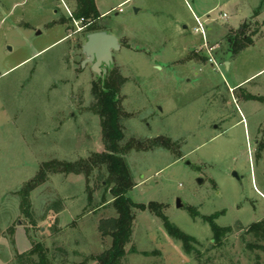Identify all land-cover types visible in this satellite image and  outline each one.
<instances>
[{"label":"rangeland","instance_id":"obj_1","mask_svg":"<svg viewBox=\"0 0 264 264\" xmlns=\"http://www.w3.org/2000/svg\"><path fill=\"white\" fill-rule=\"evenodd\" d=\"M94 2L97 26L121 43L100 74L83 62L87 32L74 31L65 9L74 14V0H0V264H29L18 254L36 243L54 264H97L90 257L110 247L98 231L117 215L105 166L44 168L34 181L46 162L106 151L100 80L117 88L120 149L132 137L168 146L123 154L128 196L158 203L198 241L196 259L160 217L135 209L122 264H264V241L247 232L264 218V0ZM202 216L231 228L221 244Z\"/></svg>","mask_w":264,"mask_h":264},{"label":"trees","instance_id":"obj_2","mask_svg":"<svg viewBox=\"0 0 264 264\" xmlns=\"http://www.w3.org/2000/svg\"><path fill=\"white\" fill-rule=\"evenodd\" d=\"M73 16L75 18L82 17L87 23L84 31L91 32L102 30L97 26V19L100 18V13L97 10L94 0H74ZM64 22V20L62 21ZM245 46L250 43L249 38H245ZM93 95L95 98V112L100 117V124L103 133V139L106 145V151L94 153L86 160L76 162L68 161H50L46 162L41 167V172L37 175L34 181H41L42 169H47L50 172H72L82 173L92 169V167L105 166L108 177L105 179L106 186L111 185L110 193L112 195V206L117 215L99 221L98 231L102 236L111 238L110 247L90 258L97 264H122L121 260L127 252V245L131 242V235L134 222V210H149L156 216L160 217L167 234L181 242L182 249L186 254L195 255L199 258V252L196 248L198 241L195 237L184 233L176 225L169 221L168 217L162 213L161 206L151 201L147 204L135 203L128 196L129 190L134 186L132 175L128 165L123 157V154L134 148L136 150L151 149L155 146H164L159 143L161 138L153 139H136L130 138L125 145L120 149L119 141L123 139V131L119 125V110L120 107L117 101V88L108 81L100 80L93 87ZM167 144L169 139H165ZM168 147V146H164ZM27 195H24V199ZM191 211L190 208H188ZM193 218L199 216L197 212H190ZM203 221L207 222L212 231V238L215 244H221L222 238L231 230L229 226H219L214 222V216H202ZM247 232L254 234L258 240L264 241V218L260 221L251 223ZM264 249V245H259ZM129 252H135V248L130 246ZM20 258H25L29 264H54L47 255L45 249L40 243H36L27 253L18 254ZM36 256V258H34Z\"/></svg>","mask_w":264,"mask_h":264},{"label":"water","instance_id":"obj_3","mask_svg":"<svg viewBox=\"0 0 264 264\" xmlns=\"http://www.w3.org/2000/svg\"><path fill=\"white\" fill-rule=\"evenodd\" d=\"M249 25V20L245 19L243 27ZM121 43L119 42L116 35L113 33L107 32L106 30H96L86 33L85 40L81 45V51L85 55L83 62H90L92 65V70L100 74L104 72V68L101 65H109L112 61L113 51L119 50ZM230 55L228 53L227 57ZM225 65L228 66V61L225 62ZM187 163H189L187 161ZM232 175L239 180L238 174L233 171ZM198 183H202V179H197ZM176 206L183 207L184 204L180 198L176 199Z\"/></svg>","mask_w":264,"mask_h":264},{"label":"built area","instance_id":"obj_4","mask_svg":"<svg viewBox=\"0 0 264 264\" xmlns=\"http://www.w3.org/2000/svg\"><path fill=\"white\" fill-rule=\"evenodd\" d=\"M63 2V0H61ZM66 12L71 20L72 25L74 26V31L79 32L84 30L86 27L87 23L85 20L80 17V18H75L71 11L65 6ZM222 16L225 17L226 13H222ZM195 22H196V27L194 29L195 32H198L202 35L203 38H205L206 34V28H205V21H200L198 17H195Z\"/></svg>","mask_w":264,"mask_h":264},{"label":"crops","instance_id":"obj_5","mask_svg":"<svg viewBox=\"0 0 264 264\" xmlns=\"http://www.w3.org/2000/svg\"><path fill=\"white\" fill-rule=\"evenodd\" d=\"M209 29V28H208Z\"/></svg>","mask_w":264,"mask_h":264}]
</instances>
